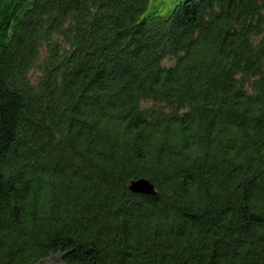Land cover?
Returning <instances> with one entry per match:
<instances>
[{"label":"trees","instance_id":"1","mask_svg":"<svg viewBox=\"0 0 264 264\" xmlns=\"http://www.w3.org/2000/svg\"><path fill=\"white\" fill-rule=\"evenodd\" d=\"M59 253L264 264V0H0V264Z\"/></svg>","mask_w":264,"mask_h":264},{"label":"water","instance_id":"2","mask_svg":"<svg viewBox=\"0 0 264 264\" xmlns=\"http://www.w3.org/2000/svg\"><path fill=\"white\" fill-rule=\"evenodd\" d=\"M131 188L134 191H140V192H154L155 186L152 184V182L146 178H139L136 180H133L131 183ZM37 264H66L62 259V254H53L50 257L42 260L41 262Z\"/></svg>","mask_w":264,"mask_h":264}]
</instances>
